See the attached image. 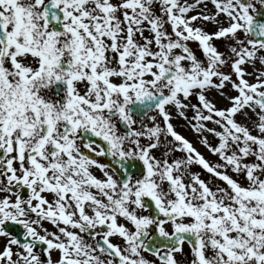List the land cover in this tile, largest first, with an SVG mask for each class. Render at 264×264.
Listing matches in <instances>:
<instances>
[{"label":"snow or ice","instance_id":"snow-or-ice-1","mask_svg":"<svg viewBox=\"0 0 264 264\" xmlns=\"http://www.w3.org/2000/svg\"><path fill=\"white\" fill-rule=\"evenodd\" d=\"M0 264H264V0H0Z\"/></svg>","mask_w":264,"mask_h":264},{"label":"rangeland","instance_id":"rangeland-1","mask_svg":"<svg viewBox=\"0 0 264 264\" xmlns=\"http://www.w3.org/2000/svg\"><path fill=\"white\" fill-rule=\"evenodd\" d=\"M177 130L180 131L182 134H184L186 137H188L190 140H192L193 143L196 144L198 149L206 156L207 159H209L210 161H213V162L215 161L216 158L214 156H212L211 154H209L207 152V150L204 149L203 146L200 145L196 141L194 134L191 131H189V129L184 125V123L182 121L177 122ZM196 170L200 171L199 168H197ZM99 175H100V173L98 174V176ZM202 175L206 176L207 174L202 172ZM46 226L51 227L50 225H46Z\"/></svg>","mask_w":264,"mask_h":264},{"label":"bare ground","instance_id":"bare-ground-1","mask_svg":"<svg viewBox=\"0 0 264 264\" xmlns=\"http://www.w3.org/2000/svg\"><path fill=\"white\" fill-rule=\"evenodd\" d=\"M95 171V170H94ZM99 172L98 171H96V174H98Z\"/></svg>","mask_w":264,"mask_h":264}]
</instances>
